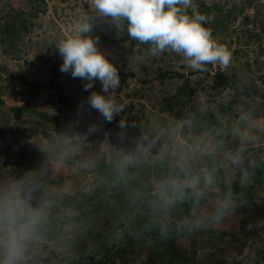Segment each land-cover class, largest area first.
Instances as JSON below:
<instances>
[{
  "label": "rangeland",
  "instance_id": "obj_1",
  "mask_svg": "<svg viewBox=\"0 0 264 264\" xmlns=\"http://www.w3.org/2000/svg\"><path fill=\"white\" fill-rule=\"evenodd\" d=\"M203 1L220 5L218 21L222 24L213 21L217 16L213 11L203 14L207 18L204 26L232 51L229 68L209 64L204 71L193 70L175 53L152 57L126 32L118 37L114 28H97L93 35L100 36V50L119 69L121 86L113 95L126 105L125 116L137 127L123 142L103 134L90 136L78 153L58 166L49 145L64 134L83 133L89 124L103 121L87 105L91 91L104 94L100 81L85 91L86 81L60 71L63 60L55 48L72 24L90 11V0H0V182L44 166L49 171L43 189L35 195L47 191L54 197L51 221L56 225L48 229L45 242L29 264H264V228L255 227L264 220V172L255 190L237 193L243 206L234 216L207 230L175 237L177 246L189 253L186 261L178 255H165L159 236H136L128 244L126 226L135 213L126 204L130 193L118 201L113 197L116 182L98 176L99 163L104 172L109 168L113 172L118 155L130 151L141 132L159 130L169 131L162 143L172 149L196 141L201 147H210L198 158L202 168L219 167L216 189L203 202L206 208L215 204L225 187L241 186L243 170L255 174L254 169L264 163V0ZM196 4L193 0L194 7ZM230 9L231 16H223ZM14 20L25 27L13 46L4 27ZM218 72L234 76L232 84L220 91L215 83ZM238 85L244 88L239 90ZM20 105L34 112H10V107ZM241 115L247 118L241 120ZM119 119L117 116L116 121ZM103 127L115 131L116 123ZM240 133L246 143L238 168L229 156L241 147ZM165 167L145 162L129 169L128 178L142 184L134 185L132 191L151 188L166 172ZM81 201H99L106 208L98 220L87 221ZM123 202L121 208L117 206ZM115 214H119L120 226L109 231L108 251H104L93 238L110 230ZM249 225H253L250 230Z\"/></svg>",
  "mask_w": 264,
  "mask_h": 264
},
{
  "label": "clouds",
  "instance_id": "obj_2",
  "mask_svg": "<svg viewBox=\"0 0 264 264\" xmlns=\"http://www.w3.org/2000/svg\"><path fill=\"white\" fill-rule=\"evenodd\" d=\"M90 11L79 17L60 39L55 48L63 63L62 73L86 81L84 90L94 87L97 80L101 94L91 91L87 98L90 109L96 110L102 122L89 124L83 133L64 134L49 145V153L56 165H62L69 155L78 153L83 143L95 134L118 141L129 140V131L137 125L125 116L126 105L117 102L114 93L121 86L119 69L100 50V36L93 35L97 28L107 25L117 36H127L139 45H148L146 54L158 57L165 52L175 53L193 70H206L207 65L227 69L233 53L218 42L210 28L204 26L206 16L200 14L193 0H90ZM191 9V14H189ZM119 116V121L116 117ZM247 117L241 115L240 119ZM116 123V130L105 129L104 123ZM77 124L79 122L77 121ZM174 132V130H172ZM168 130L141 132L134 147L119 154L115 164L117 180L125 182L129 169L145 162L167 167L151 188H139L130 193L131 210L143 213L140 235L155 233L161 239L183 237L222 223L242 207L239 195L230 186L211 208L203 206L217 185L219 167L213 164L202 168L198 158L210 151L208 145H192L172 149L162 143ZM241 147L230 154L236 167L243 164L246 138L240 133ZM159 145V147H158ZM222 166V165H221ZM49 169L41 166L24 176L0 182V264H29L36 250L45 242L54 207V197L44 191L43 181ZM254 173L243 170L240 183L252 182ZM187 209L185 212L184 210ZM183 213V214H181ZM249 230L253 225H249ZM255 227L264 228V220Z\"/></svg>",
  "mask_w": 264,
  "mask_h": 264
},
{
  "label": "trees",
  "instance_id": "obj_3",
  "mask_svg": "<svg viewBox=\"0 0 264 264\" xmlns=\"http://www.w3.org/2000/svg\"><path fill=\"white\" fill-rule=\"evenodd\" d=\"M219 4L214 2L211 5L207 4L205 1L203 0H197V4L195 9L200 13V14H205L208 12H215L216 18L213 19V21L216 22V24L218 23V25L222 24V20L218 18L221 17L222 14H219ZM229 14H225L223 16H231V13L233 12L231 9L230 11L228 10ZM189 14H191V9H189ZM247 18V17H246ZM16 23H18L16 20L14 21H10L8 22L5 27H4V34L5 36H7L8 42L10 45L15 44L16 39H18L20 37V31L22 30L23 27H25V25H16ZM146 48H148V45H144ZM215 83H216V88H218V90H222L223 88H225L226 86H230V84H232L234 76H228L224 73H216L215 74ZM239 90H242V88H244V86L242 85H238L237 87ZM249 89L251 90L252 93H255V88L252 85H249ZM219 90V91H220ZM241 92V91H240ZM249 93V94H252ZM3 101L0 98V104H2ZM10 112L13 113L14 115H19L21 113L24 112H30L33 111V109H31L29 106L27 105H20V106H12L9 108ZM34 112V111H33ZM102 162L98 164V176H100L101 178H105L108 181H115L116 182V186L114 188L115 190V195H113V197H116L118 201L121 200V198H125L127 195H129V193L133 192V186L137 185L140 186L142 184H138L136 182H132V180H130L129 178H127V185L124 186L123 182H120L117 180L116 174H115V170L112 172L110 171V168L108 170H105V172L102 170ZM113 166V165H112ZM111 166V167H112ZM114 168V166H113ZM166 168V167H165ZM164 168V170H165ZM167 171V168H166ZM254 177H253V182L251 185L249 186H240V185H233L231 186V188L233 189V191L235 193H250L253 189L255 190L256 187L258 186L259 182L262 180V174L264 172V163H261V165L258 167H256V169H254ZM256 177V178H255ZM52 182H57L55 180H52ZM59 182H57L58 184ZM139 188H144V186H141ZM226 188V187H225ZM146 189V188H144ZM223 189V188H222ZM225 191V189L223 190ZM82 198H85V194H83ZM98 199V198H96ZM102 200V199H101ZM82 202V201H81ZM84 202V201H83ZM81 203V205L83 204V207L85 208L83 211V216L87 215L88 216V220L87 221H96L99 219L100 215V211L103 210V208H106L103 203H100L99 201H87L86 203ZM124 205L125 202L123 203H118L117 206L121 208V205ZM127 205L129 204V200L126 201ZM129 210H131V206L128 207ZM131 211H135L134 215H133V219L131 220V222L126 226V234H127V242L128 244H131L135 241L136 236H145L144 235H140L139 234V229L142 225L143 222V213L138 211V210H131ZM93 214V215H92ZM118 215L119 214H115L113 219H111L110 223L111 224V228H109L110 230H106L105 232H98L96 233L95 237L93 238V240H95V244L99 245L100 248L104 251H108L107 248V239H108V234L110 233L109 231H113L115 230L116 227L120 226V223L118 222ZM56 222L55 221H51V224L49 226V228H51L52 226H55ZM155 236H157L155 233L151 234L150 237L154 238ZM110 238V237H109ZM113 245V244H111ZM155 245H157L155 243ZM159 245L162 246V251L165 255L169 254L170 256H175L178 255L180 257L181 260L186 261L187 260V254L189 255L188 252H186L185 250H182L181 248H179L177 246V244L175 243V237H171L169 239H161V241H159ZM54 264H61L60 262H55Z\"/></svg>",
  "mask_w": 264,
  "mask_h": 264
}]
</instances>
